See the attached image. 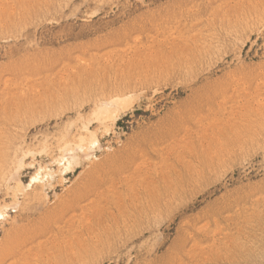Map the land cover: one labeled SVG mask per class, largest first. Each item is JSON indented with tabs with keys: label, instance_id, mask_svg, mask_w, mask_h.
I'll list each match as a JSON object with an SVG mask.
<instances>
[{
	"label": "rangeland",
	"instance_id": "obj_1",
	"mask_svg": "<svg viewBox=\"0 0 264 264\" xmlns=\"http://www.w3.org/2000/svg\"><path fill=\"white\" fill-rule=\"evenodd\" d=\"M0 264H264V0H0Z\"/></svg>",
	"mask_w": 264,
	"mask_h": 264
},
{
	"label": "bare ground",
	"instance_id": "obj_2",
	"mask_svg": "<svg viewBox=\"0 0 264 264\" xmlns=\"http://www.w3.org/2000/svg\"><path fill=\"white\" fill-rule=\"evenodd\" d=\"M91 137V136H90ZM82 143V142H81ZM65 147V146H64ZM22 165V164H21ZM20 166V165H19ZM34 179V178H33ZM31 183V182H30Z\"/></svg>",
	"mask_w": 264,
	"mask_h": 264
}]
</instances>
